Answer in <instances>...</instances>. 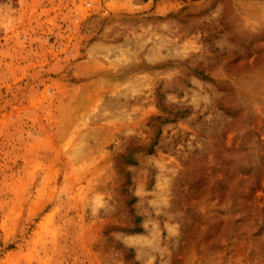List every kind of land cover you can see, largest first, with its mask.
<instances>
[{"label":"rangeland","instance_id":"1","mask_svg":"<svg viewBox=\"0 0 264 264\" xmlns=\"http://www.w3.org/2000/svg\"><path fill=\"white\" fill-rule=\"evenodd\" d=\"M0 264H264V0H0Z\"/></svg>","mask_w":264,"mask_h":264},{"label":"trees","instance_id":"2","mask_svg":"<svg viewBox=\"0 0 264 264\" xmlns=\"http://www.w3.org/2000/svg\"><path fill=\"white\" fill-rule=\"evenodd\" d=\"M163 111H164V109H163ZM186 112H187V109H185L184 111H178V112L173 113V117H172V118L168 117V118L161 119V117H155V118H153V119H155V120H161L162 123H163V122L165 123V122H168L169 120H174L176 117H182ZM153 145H154V144H152V145L147 149V151H146L147 154H152V153L154 152V151H153ZM128 159L131 160L130 157H129ZM135 221H136V223H138V222H139V217H135ZM135 230H136V231H141V229H140L138 226L136 227Z\"/></svg>","mask_w":264,"mask_h":264}]
</instances>
